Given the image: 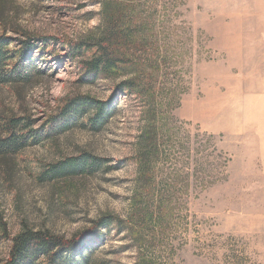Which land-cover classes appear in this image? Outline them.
<instances>
[{"label": "rangeland", "instance_id": "374dc122", "mask_svg": "<svg viewBox=\"0 0 264 264\" xmlns=\"http://www.w3.org/2000/svg\"><path fill=\"white\" fill-rule=\"evenodd\" d=\"M107 1L0 0V35L64 45L34 55L42 76L33 86L0 87V114L31 115L40 126L77 95L114 97L102 131L75 128L0 161L7 234L26 226L70 239L112 215L123 231L104 230L99 243L83 246L77 264H264V0L134 2L124 25L134 42L128 56L147 61L143 80L154 101L115 92L123 75L86 83L68 55L70 45L101 35ZM149 105L158 130L172 134V148L153 166L152 182H139ZM202 134L224 156L205 186L197 168ZM84 152L121 168L39 181L48 165ZM10 248L0 227V264Z\"/></svg>", "mask_w": 264, "mask_h": 264}, {"label": "trees", "instance_id": "16d2710c", "mask_svg": "<svg viewBox=\"0 0 264 264\" xmlns=\"http://www.w3.org/2000/svg\"><path fill=\"white\" fill-rule=\"evenodd\" d=\"M136 1L138 0L104 2L105 19L102 27L105 28L101 35L93 41L70 45L68 55L78 61L77 64L82 70V80L86 83L123 75L126 78L117 84L115 92L140 95L145 100L149 98L154 101V94L151 97L147 96L152 89L146 90L143 80L147 61L136 63L128 56V51L132 47L130 45L134 42L131 41V35L124 25L128 16L127 11L129 9L133 11ZM123 6L126 9L125 13ZM5 9L6 5L0 4V27L4 22ZM59 45L56 40L49 38L36 40L24 35L23 38L13 39L6 34L0 35V87L33 86L41 78L42 71L33 68L32 58L34 55L44 54L51 46L55 50L56 47L64 49V45ZM89 53L90 58H84ZM113 99L114 97L108 101H101L88 95H77L66 100L56 113L43 120L40 126L37 125L40 120L34 119L31 115H17L14 112L0 114V161L12 159L29 147L41 145L75 128L95 133L102 131L112 117ZM156 114V107L149 105V111L145 115V121L149 126L142 132L140 151L137 154L139 182H142L141 180L152 182L153 166L168 156L170 154L168 149L172 148L170 131L164 130L163 127L158 130L155 126ZM199 137L201 144L198 153L201 159L197 168L201 174L200 181L205 186L211 180H215V170L221 168L220 160H223L224 156L216 144H213V136L202 134ZM110 163L108 159L84 152L48 165L38 179L42 183L61 181L121 168L118 164L113 166ZM186 175L193 176L191 170ZM171 189L164 194H170ZM0 227L3 229V238L11 240L8 259L4 264H77V257L81 254L83 246L99 243L104 230L109 231L117 227L121 232L124 229L123 222L112 215H105L92 222L89 229L75 234L70 239L26 226L10 238L6 232V225L3 224L1 212Z\"/></svg>", "mask_w": 264, "mask_h": 264}]
</instances>
